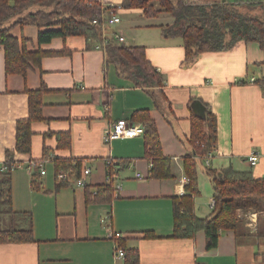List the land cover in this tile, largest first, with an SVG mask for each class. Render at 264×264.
I'll return each mask as SVG.
<instances>
[{
	"label": "crops",
	"instance_id": "0c3cea01",
	"mask_svg": "<svg viewBox=\"0 0 264 264\" xmlns=\"http://www.w3.org/2000/svg\"><path fill=\"white\" fill-rule=\"evenodd\" d=\"M229 1L240 2V11L264 16V0H256L262 4L256 8L247 6L255 0ZM118 14L139 16L108 30L124 35L126 45L145 47L148 60L164 77L162 90L171 105L170 115L165 103L158 109L150 94L118 76L114 66L105 63L103 48L88 45L82 36L53 39L39 47L35 26L14 27L12 35L31 39L28 48L66 51L44 56L41 69L33 67L25 76L6 73L0 45V162L9 151L20 164L8 175L13 212L2 214L0 230L31 229L34 237L33 242L0 243V264H120L106 225L122 234L127 248L138 249L141 264H264L263 236L244 235L237 242L234 231L223 230L213 249L205 246L202 231L195 237L175 238L171 199L185 193L182 158L190 148L191 99L207 104L217 118L216 147L197 159L200 193L194 195L195 214L204 217L212 211L214 191L206 168L217 172L233 167L264 177V86L258 81L264 75L263 50L255 42H242L185 62L182 39L160 34L159 26L170 24L171 16L161 20L160 12L146 17L132 8ZM42 82L47 90L42 93V119L31 122V153L15 152L16 122L29 113L27 91L39 89ZM144 109L155 121L163 154L173 162L172 178L148 177L151 162L145 157L142 135L104 142L103 132L116 119L131 123L132 113ZM63 133L69 136V146L58 145ZM252 151L259 155L253 166L246 160ZM54 157L82 159V168H90L85 185L55 191ZM32 159L42 160L45 170L37 186L27 170ZM117 160L110 199L88 202L85 187L96 193L97 186L108 182V164ZM107 214L105 225L100 220ZM241 216L245 225L257 220L256 230L263 219L264 231V215L247 211ZM242 231L248 229L243 226ZM148 232L154 236L146 237Z\"/></svg>",
	"mask_w": 264,
	"mask_h": 264
},
{
	"label": "trees",
	"instance_id": "16d2710c",
	"mask_svg": "<svg viewBox=\"0 0 264 264\" xmlns=\"http://www.w3.org/2000/svg\"><path fill=\"white\" fill-rule=\"evenodd\" d=\"M260 2H247L248 8H256ZM122 9L142 10L146 17H156L160 12L172 17L170 24L160 25V34L164 39L181 38L185 49V62H191L202 52L224 51L242 42H255L264 52V16L251 15L240 11V2L205 1V0H121ZM103 12L100 1L96 0H0V45L5 52L4 67L7 74L25 76L29 69H41L40 62L44 56L57 55L66 51H46L40 48H28L30 38L22 34L17 37L11 30L28 25L37 28L36 44L40 47L53 39L65 40L71 36H82L88 45H100L105 52V63L112 64L118 76L126 78L132 84L146 91L153 98L154 105L163 109L164 103L168 115L172 112L162 90L164 77L150 63L143 46L119 43L107 29L108 36L103 42L98 21ZM264 70V62L262 63ZM264 74V73H263ZM264 86V75L258 80ZM47 90L42 82L39 89L27 91L29 96L28 117L17 120L15 152L31 153V122L42 119V93ZM189 104L191 123L188 136V152L183 156V174L187 178L183 185L184 194L175 195L172 199L173 236L191 238L202 231L205 233L207 249L217 247L221 231L235 232L237 242L243 233V217L247 211L264 215V177H255L251 171H238L233 167L215 170L206 168L213 189V208L210 214L199 217L195 214L194 195L197 190V159L210 154L216 147L217 118L208 105L199 99H191ZM132 122L143 124V148L145 157L151 162L149 176L154 179L172 178L173 162L163 154L160 136L155 121L148 109L137 110L130 116ZM58 145L69 146L68 134H61ZM6 162L13 160L12 153L6 151ZM54 174L66 172L70 178H78L82 170V159L54 157ZM0 181V214L13 212L10 209V180ZM108 182L96 187V193L88 192L86 200L97 202L110 199L114 193L112 169L108 166ZM38 177L32 175V183L37 186ZM68 180L56 179L55 191L68 186ZM258 228V236L264 238ZM153 237L154 234L145 233ZM249 236V235H247ZM31 229L0 230V243L33 242ZM118 248L124 255L120 264H141L137 248H127L124 238H119Z\"/></svg>",
	"mask_w": 264,
	"mask_h": 264
},
{
	"label": "built area",
	"instance_id": "2783aa9c",
	"mask_svg": "<svg viewBox=\"0 0 264 264\" xmlns=\"http://www.w3.org/2000/svg\"><path fill=\"white\" fill-rule=\"evenodd\" d=\"M101 7H103V12L100 16V19L98 21L93 20V23L96 25H100L101 29V35L103 38V42H106L107 35H106V27L110 25H114L116 23L120 22L119 17V11L122 9V7L119 4H108V3H102L100 2ZM119 43H124L125 37L122 35L119 31L115 30L113 34H111ZM100 46V45H99ZM102 47V46H101ZM252 81L254 80L251 79ZM143 125L138 123H130L125 119L118 118L116 119V122L112 123L105 131L103 132V139L105 143H110L113 140L122 139V138H131L136 136L143 135ZM246 160L250 163V165H256L259 161V155L252 151L250 152ZM119 160L113 161L112 163L108 164V166L111 167L112 171L116 168ZM113 164V165H112ZM44 165H42V160H35L32 159L27 164V170L32 176H37L38 178L42 175H44ZM151 166V163H150ZM20 167V164L16 161L12 160L10 162H6V160H3V162H0V173L1 174H7L8 172H11L15 169ZM90 172V168H82L81 174L78 178H70L66 172H61L57 174L58 181H61L62 179L68 180L70 184H74L76 186H84L85 181L84 177L88 176ZM113 174V173H112ZM137 177L139 175L137 174ZM113 178V176H112ZM213 203V201H212ZM214 205V203H213ZM212 205V208H213ZM109 219V214L105 215L104 218H102L100 221L106 225V220ZM107 235H109L114 240V255L116 258L120 259L124 255V251L121 248H118V240L122 237V234L118 232H113L110 228V225L105 226Z\"/></svg>",
	"mask_w": 264,
	"mask_h": 264
},
{
	"label": "rangeland",
	"instance_id": "374dc122",
	"mask_svg": "<svg viewBox=\"0 0 264 264\" xmlns=\"http://www.w3.org/2000/svg\"><path fill=\"white\" fill-rule=\"evenodd\" d=\"M114 4H116V3H114ZM118 4H121V1L118 3ZM133 9V8H132ZM119 17H120V22L119 23H116V24H114V25H110V26H108V27H106V32H107V29L108 28H112V29H114L115 27H117L118 26V24L120 25V23L122 24V22L123 21H128V20H130V21H132V20H134V21H136V20H139L140 18H139V16L137 15V14H131V15H128V16H120L119 15ZM158 17H159V19H161V20H168L169 18H170V15L169 14H162V15H158ZM7 178V175L6 174H4V175H2L1 173H0V180L2 179V180H4V179H6ZM200 193V192H199ZM48 195H50V194H48ZM201 197L202 198H204L203 197V195L201 194ZM200 197V198H201ZM22 206V205H21ZM250 220V219H249ZM2 221H3V215L2 214H0V224L2 223ZM245 222H246V220H245ZM262 223H263V219H261V221H260V223H259V225H258V228L260 229L259 231H260V233L262 234ZM243 226H245L246 227V229H248V231H247V235H250L251 237H257L258 236V231H256V226H257V220H255V221H251L250 220V222L248 221V223L245 225V224H242V228H243ZM0 227H2V226H0Z\"/></svg>",
	"mask_w": 264,
	"mask_h": 264
}]
</instances>
